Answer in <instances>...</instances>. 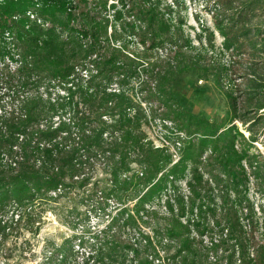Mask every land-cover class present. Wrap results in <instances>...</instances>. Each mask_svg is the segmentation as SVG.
Instances as JSON below:
<instances>
[{"label":"trees","instance_id":"trees-1","mask_svg":"<svg viewBox=\"0 0 264 264\" xmlns=\"http://www.w3.org/2000/svg\"><path fill=\"white\" fill-rule=\"evenodd\" d=\"M222 7L225 13L215 18V28L224 39L223 47L239 50L251 43L264 51V0H223ZM181 25L182 21L159 5L142 0H0V65L14 69L19 89L36 86L40 91L38 97H23L19 107H12L6 101L10 90L0 88V209H23L41 194L58 199L68 190L85 189L97 163L109 159L110 188L93 184L100 199L108 201L128 189L134 178H146L137 201L142 210L135 211L149 214L146 205L164 191L170 177H184L188 166L200 165L212 148V166L205 169H211L210 178L222 188V196L218 201L205 196L206 182L199 166H194L188 185L191 190L200 187V216H213V224L221 231L219 238L203 241L200 250L195 249L191 224L178 218L167 223L166 238L161 237L165 241L153 246L146 240L150 254L143 255L140 247L133 245L123 250L132 253L135 264H163L160 251L166 249L175 250V264H264V204L255 203L249 194L254 181L264 197V155L250 151L264 139V68L255 65L250 70L253 74L245 86L244 108L230 94L231 115L220 123L187 112L168 89L177 80H172V71L161 72L159 57L152 58L170 44V49L182 42L183 47L192 48L189 38L178 33ZM133 39L135 50H131ZM180 54L179 48L176 55ZM167 59L173 67L174 58ZM144 73L152 92L141 85L143 99H137L138 94L128 98L125 83ZM55 87L59 88L56 93ZM76 98L86 106L81 116L76 112ZM136 102L140 107L155 108L142 114L136 111ZM149 111L150 117L173 121L178 130L202 136L198 145L189 144L180 163L168 170L172 163L169 154L154 149L147 137L136 135L141 124L149 123ZM65 112L72 113L68 121L60 117ZM95 114L98 122L91 126ZM237 121L249 133L248 139ZM238 141L249 143L238 150ZM134 157L144 169L141 176L126 175L132 172ZM179 201L185 208L184 198ZM170 208L174 212L173 206ZM9 227L0 221L2 231ZM69 246L73 252L74 245ZM103 249L102 244L100 256L89 255L83 264H107ZM58 252L55 263L62 264L68 255L66 250Z\"/></svg>","mask_w":264,"mask_h":264},{"label":"rangeland","instance_id":"rangeland-1","mask_svg":"<svg viewBox=\"0 0 264 264\" xmlns=\"http://www.w3.org/2000/svg\"><path fill=\"white\" fill-rule=\"evenodd\" d=\"M142 2L155 3L163 12L170 13L182 21L181 31L179 28L176 30H179L178 33L183 34L185 39L189 38L192 43V48L183 47L184 42H182L176 47L173 46V49H170V44L164 50L152 55L155 60L157 56L159 57L157 62L161 72L171 70L172 80L177 79L169 85L168 89L178 99L181 107L187 112L209 120L210 123H220L223 119L230 117V94L238 98L239 106L244 108L245 86L253 74L250 70L255 65L264 68V51L259 48L256 50L251 43L239 50H226L223 47L224 39L215 28V18L225 13L222 7L223 0H142ZM257 24H259L258 20L254 22L255 26ZM111 32L112 28H109V33ZM133 41L134 44L130 43L131 50H135L137 47L136 41L134 39ZM179 48L181 54L177 56L176 52ZM168 50L173 51L168 52ZM167 52L170 58H174L172 61L175 68L167 59L169 58ZM155 60L152 59V62ZM13 70H7L6 67L0 65V88L10 90V95L6 97L9 106L19 107L23 97H38L40 91L36 86L26 87V90L19 89L20 80L13 74ZM151 72L152 70L149 68L150 79ZM140 77L139 79L137 76L135 80L125 83L128 98H132V94H138L137 99H143L141 85H144L143 90L152 92L148 90V87L152 89V86L150 80L146 79V73L140 74ZM143 81L146 83H142ZM18 91H20L19 94ZM58 91L59 88L55 87V93ZM107 91L110 92V90ZM154 97L152 96V98ZM75 102L79 103L76 112L81 116L85 112L86 106L77 98ZM135 106L136 111L142 114L145 109L155 108V105L146 104L140 107L137 102ZM94 111H96L95 108ZM71 114L65 112L60 117L68 121ZM151 114L149 111L147 114L149 123L141 124L136 135L147 137V141L152 144L154 149L164 151L172 159L173 155L182 158L189 144L198 145L201 141V135L178 130L173 121H163L161 117L153 118L150 117ZM96 117L97 114L93 116L91 126L97 125ZM236 123L248 139L249 133L245 131L244 126L238 121ZM172 124L176 130L175 133L170 129ZM165 126H168L167 130ZM179 133H184L185 136L180 137ZM178 141H181V150H178ZM245 143L238 141L237 149L240 150L245 145L248 146L249 142L245 141ZM144 144L147 145L145 142ZM254 147L250 149L251 152L264 155L263 137L255 143ZM211 150L213 149L208 148L205 152L200 165H189L184 177H178L176 180L170 177L164 191L160 195H156L146 205L149 214L142 211L138 215L135 211L136 208L138 211L142 210L137 201L145 190L146 178H134L133 184L128 189L119 192L115 197H109L108 201L100 199V194L95 192L97 186H93V184H100L102 188H107V186L110 188L109 159L97 163L91 184L85 189L68 190L64 196L58 199H51L50 196L41 194L36 196L33 205L29 204V207L23 209L16 206L0 209L2 225L5 222L10 226L5 231L0 229V264H56L55 257L60 249L66 250L68 255V259L62 264H83V260L89 255L95 256L96 259L100 256L99 247L102 244L104 247L102 258L107 264H135L132 253L124 251L123 247L139 246L143 255L150 254L147 249L149 243L146 240L150 239L153 246L159 245L158 242L162 238H166L164 232L168 228L166 225L169 220L178 218L183 224H191V239L195 243L193 248L200 250L203 241L207 243L212 238H219L221 231L216 229V225L213 224L212 215L210 218H201L200 187L197 186L196 189L191 190L188 184L191 183L194 166H199V171L201 170L204 174L206 182L207 194L205 196L210 197L209 200L215 198L217 201L218 197L222 196L223 193L219 192L222 188L217 187L210 178L208 172L211 169L207 171L205 169V167L212 166L209 163V157L212 155ZM137 158H132L134 160L131 165L132 172L126 173L127 176L140 175L143 172L144 169L141 163L136 161ZM175 165L172 162L167 170ZM243 165L249 170V165L246 162ZM126 175L124 174L121 180H124ZM65 182L70 184L69 180ZM253 182L250 186V197L255 203L264 204V197ZM224 196L227 197L226 194ZM181 197L186 202L185 208H182L180 204L179 198ZM195 199L198 200L194 205ZM100 202L102 205L96 206ZM170 206H173L174 212L171 211ZM18 215L20 216L19 220ZM244 222L248 224L247 220ZM164 239L162 240L165 241ZM105 241L107 244L104 243ZM69 244L74 245L73 252L70 251ZM165 251H160L162 261L164 260L163 264H175L176 260L172 258L175 255V250L166 249ZM51 257L53 258L50 259ZM211 263L213 264L214 261Z\"/></svg>","mask_w":264,"mask_h":264},{"label":"built area","instance_id":"built-area-1","mask_svg":"<svg viewBox=\"0 0 264 264\" xmlns=\"http://www.w3.org/2000/svg\"><path fill=\"white\" fill-rule=\"evenodd\" d=\"M171 123V122H170ZM174 133L176 132V130L173 128V124H172V126H171V128H170ZM178 133V132H177ZM180 135V137L182 136V137H184L185 135H183L184 133H179ZM182 134V135H181ZM186 139H187V137H186ZM166 144H168V143H166ZM177 146H178V150H181L182 149V145H181V141H178L177 142ZM180 156H176V155H173V159H172V162L173 163H175V164H178V162L180 161Z\"/></svg>","mask_w":264,"mask_h":264}]
</instances>
